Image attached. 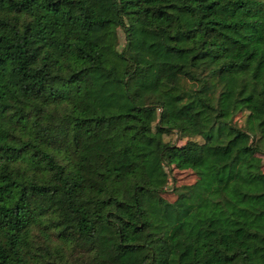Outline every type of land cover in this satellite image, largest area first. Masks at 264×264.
Instances as JSON below:
<instances>
[{
    "label": "trees",
    "instance_id": "16d2710c",
    "mask_svg": "<svg viewBox=\"0 0 264 264\" xmlns=\"http://www.w3.org/2000/svg\"><path fill=\"white\" fill-rule=\"evenodd\" d=\"M263 156L264 0H0V264H264Z\"/></svg>",
    "mask_w": 264,
    "mask_h": 264
},
{
    "label": "rangeland",
    "instance_id": "374dc122",
    "mask_svg": "<svg viewBox=\"0 0 264 264\" xmlns=\"http://www.w3.org/2000/svg\"><path fill=\"white\" fill-rule=\"evenodd\" d=\"M238 121H240V118H236ZM199 141L201 140L200 138H197ZM263 162H264V156H263ZM173 175L177 179V184H185V183H190L194 180L195 176L194 174L189 171V170H175L173 172ZM166 197L170 200H173L175 198L174 195L172 194H167Z\"/></svg>",
    "mask_w": 264,
    "mask_h": 264
}]
</instances>
